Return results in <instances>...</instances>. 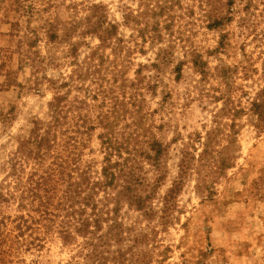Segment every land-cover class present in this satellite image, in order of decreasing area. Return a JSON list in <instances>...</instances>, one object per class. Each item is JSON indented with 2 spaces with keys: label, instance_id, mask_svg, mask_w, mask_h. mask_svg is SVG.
Segmentation results:
<instances>
[{
  "label": "rangeland",
  "instance_id": "1",
  "mask_svg": "<svg viewBox=\"0 0 264 264\" xmlns=\"http://www.w3.org/2000/svg\"><path fill=\"white\" fill-rule=\"evenodd\" d=\"M159 1L0 0V113L15 111L5 130L0 123V161L15 150L10 134H17L28 117L43 115L46 103L56 93L47 79L68 81L70 96L77 94L74 85H81V78L76 73L82 72V76L85 69H92L88 57L94 51L95 63H99L98 57L105 59L108 69L102 68L104 73L121 70L119 80L126 78L127 85L133 81L140 89L137 91L143 92L146 126L167 150L161 158L166 178L152 200L158 210L162 208L161 195L178 174L181 149L188 137L196 139L211 129L213 115L230 99L244 108L234 127L240 152L224 177L210 185L213 192L207 193L204 188L197 191V176L192 174L182 182L167 225L161 223L159 211L148 219L124 207L121 219L124 225L135 227L130 238L140 239L134 249L149 254L148 264H264V122L254 127L249 110L264 86V0H175L168 12L155 15L160 26L169 19L171 29L166 30L169 34L164 40L151 46L136 31L141 26L134 21L123 25V14L132 12L136 16ZM92 2L104 6L108 21L119 23L117 37L121 41L101 43L88 33L65 37L68 25L74 26L88 15ZM216 14L223 17L221 24L208 26ZM48 21L57 23L53 41L47 36ZM78 29L84 31V23ZM32 32L37 35L33 49L46 64L40 69L31 66L29 58L33 50L27 45L26 35ZM72 42L78 43L74 58L68 54ZM169 43V61L152 67L160 49ZM141 47L144 51L139 50ZM196 54L205 63V75L191 62ZM20 60L26 63L20 65ZM90 80L83 81L84 87L94 89ZM150 85L154 90L147 89ZM220 121L231 123L225 116ZM101 131L97 126L85 136L83 165L88 164L94 176L102 164ZM148 165L146 171L152 170ZM148 173L154 177L153 172ZM3 177L0 168V180ZM10 206H2L0 224L10 219L12 224L6 229L15 232L13 221L19 212ZM0 229V264H90L84 259L87 250L80 238L63 244L53 229L41 247L27 246L3 226ZM128 257L132 263L137 258L132 254Z\"/></svg>",
  "mask_w": 264,
  "mask_h": 264
},
{
  "label": "trees",
  "instance_id": "2",
  "mask_svg": "<svg viewBox=\"0 0 264 264\" xmlns=\"http://www.w3.org/2000/svg\"><path fill=\"white\" fill-rule=\"evenodd\" d=\"M174 1L160 0L149 9L147 5L136 16L132 12L124 13L122 23L129 26L134 21L141 26L136 31L144 41L149 40L151 46L159 44L155 42L164 40V35L169 34L166 30L171 29V22L166 19L160 26L161 22L155 15L168 12ZM103 9L102 4L92 2L88 15L77 20L74 26L66 27L65 37L88 33L101 43L121 41L117 37L119 23L108 21ZM216 16L211 17L213 21L208 26L221 24L223 17ZM81 23L85 25L84 31L78 29ZM56 25L51 21L45 25L48 26L50 41L56 38ZM35 36V32L31 36L26 35L29 37L27 45L33 50L29 57L31 66L40 69L46 64L39 51L33 49ZM132 36L135 35L132 33ZM170 49L171 43L160 49L158 59L151 62V66L158 68L160 64L167 63ZM77 50L78 43H70L68 54L72 58L77 56ZM139 50L144 51L143 47ZM94 54L93 51L88 57L92 69H85L82 76V72L76 73L81 78V85H74L77 94L70 96L68 81L59 83L56 79H47L56 93L46 103L43 115L28 117L17 134H10L16 145L7 159L0 161L5 177L0 180V211L2 206L10 208L14 205L19 214L16 213L13 221L15 232L6 229L12 224L10 219L8 223L3 221L0 227L3 226L15 235L18 242L27 246L41 247V242L53 229L63 244L80 238L87 250L84 259L90 264H148L149 254L134 249L141 241L138 237L130 238L135 227L124 225L121 219L123 208L134 209L148 219L159 211L161 223L167 225L186 177L196 174L197 191L204 188L211 194L213 189L210 185L224 177L238 158L240 145L234 127L236 117L244 112V108H238L234 101L227 100L213 115L214 126L211 129L196 139L188 137L186 146L181 149L178 174L161 195L162 208L157 210L152 200L166 178L161 167L166 149L146 126L148 114L143 111V92L137 91L139 87L135 82L129 81L127 85L126 78L119 80L121 70L110 69L104 73L103 69H108L105 59L98 57L99 63H95ZM19 62L21 65L23 61ZM191 62L205 75V63L198 54L192 57ZM262 65L264 71V60ZM41 77L46 78V75ZM88 77L94 89L84 87L83 81ZM220 78L226 81L227 77L221 74ZM67 86L68 89L62 91ZM147 89L154 90V87L150 85ZM263 93L264 86L261 94L250 103L251 119L256 128L264 122ZM14 116L12 109L5 114L0 113L3 130ZM222 116L229 118L231 123L222 124ZM97 126L102 129L98 134L102 164L94 176L91 167L83 165V149L85 136ZM198 148L200 151L196 153ZM146 163L152 170L146 171ZM149 171L154 177H150ZM2 236L0 234V239ZM129 254L137 256L135 262L129 261Z\"/></svg>",
  "mask_w": 264,
  "mask_h": 264
}]
</instances>
